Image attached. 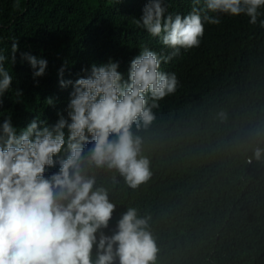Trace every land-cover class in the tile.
Returning a JSON list of instances; mask_svg holds the SVG:
<instances>
[{"label":"trees","instance_id":"1","mask_svg":"<svg viewBox=\"0 0 264 264\" xmlns=\"http://www.w3.org/2000/svg\"><path fill=\"white\" fill-rule=\"evenodd\" d=\"M148 2L0 0V50L10 57L13 38L19 41L16 63H5L14 80L0 97V124L11 116L20 130L37 118L50 125L59 113L67 118L73 85L61 87V68L63 79L74 84L86 75L82 69L110 59L126 74L145 46L169 55L173 50L158 37L135 26ZM164 4L184 15L194 6L192 0ZM196 6L205 9V0ZM259 11L256 25L243 14H220L219 25L205 22L198 48L181 49L162 63L161 70L176 73L182 87L160 101L156 120L139 133L153 172L140 193L122 177L114 186L112 173L98 174L118 205L106 233L128 206L151 216L156 264H264V160L246 162L255 147L264 146V136L250 134L264 127V8ZM21 53L46 59V74L34 79ZM221 111L226 121L219 119ZM56 171L58 165L47 174Z\"/></svg>","mask_w":264,"mask_h":264},{"label":"clouds","instance_id":"2","mask_svg":"<svg viewBox=\"0 0 264 264\" xmlns=\"http://www.w3.org/2000/svg\"><path fill=\"white\" fill-rule=\"evenodd\" d=\"M192 3L184 15L168 12L164 0H149L135 20L137 29L173 50L169 55L145 46L126 74L110 59L82 69L86 75L74 84L63 79L61 68V87L73 85L67 118L59 113L54 125L37 118L20 130L11 116L0 124V264H156L159 248L150 231L151 216L128 206L106 233L118 205L98 174L112 173L114 186L122 177L131 190L149 182L151 160L143 154L139 133L156 120L160 101L182 87L176 73L161 70L162 63L181 49L198 48L205 22L219 25L220 14H243L256 25L264 8V0H205V9L196 6L201 0ZM18 51L15 38L10 57L0 50V97L14 80L5 63L10 59L14 65ZM21 59L31 65L34 79L46 74V59L29 53H21ZM46 102L53 104L51 98ZM218 117L221 122L228 118L223 111ZM250 134L262 137L264 127ZM253 159L264 160V146L255 147L246 162ZM57 165L58 171L47 174Z\"/></svg>","mask_w":264,"mask_h":264},{"label":"bare ground","instance_id":"3","mask_svg":"<svg viewBox=\"0 0 264 264\" xmlns=\"http://www.w3.org/2000/svg\"><path fill=\"white\" fill-rule=\"evenodd\" d=\"M132 192H134L133 190H132ZM139 193H140V188H139ZM139 210V209H138ZM140 211V210H139Z\"/></svg>","mask_w":264,"mask_h":264}]
</instances>
